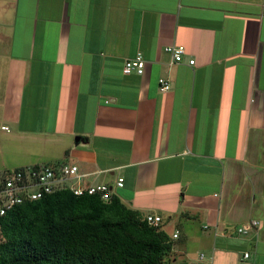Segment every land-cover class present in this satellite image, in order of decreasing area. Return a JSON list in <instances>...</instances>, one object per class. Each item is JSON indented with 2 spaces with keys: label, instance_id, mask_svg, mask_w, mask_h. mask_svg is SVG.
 I'll use <instances>...</instances> for the list:
<instances>
[{
  "label": "crops",
  "instance_id": "0c3cea01",
  "mask_svg": "<svg viewBox=\"0 0 264 264\" xmlns=\"http://www.w3.org/2000/svg\"><path fill=\"white\" fill-rule=\"evenodd\" d=\"M63 161L177 230L167 264H264V0H0V171Z\"/></svg>",
  "mask_w": 264,
  "mask_h": 264
},
{
  "label": "trees",
  "instance_id": "16d2710c",
  "mask_svg": "<svg viewBox=\"0 0 264 264\" xmlns=\"http://www.w3.org/2000/svg\"><path fill=\"white\" fill-rule=\"evenodd\" d=\"M171 238L116 195L65 187L0 218V264H167Z\"/></svg>",
  "mask_w": 264,
  "mask_h": 264
},
{
  "label": "built area",
  "instance_id": "2783aa9c",
  "mask_svg": "<svg viewBox=\"0 0 264 264\" xmlns=\"http://www.w3.org/2000/svg\"><path fill=\"white\" fill-rule=\"evenodd\" d=\"M164 50L170 55L171 62L178 63L182 61L186 53L183 45L170 44L164 47ZM194 59L188 60L189 65L194 64ZM145 68L143 55L137 51L134 56L128 57L124 60L122 66L123 74H137L142 75ZM159 89L163 92L170 89L169 81L165 78H159ZM8 130L7 126L1 127ZM78 172V167L70 162H53L43 163L30 167H20L15 169L0 171V218L12 207L24 201H31L39 199L47 194H50L61 188H69L73 194L82 195H98L103 201H108L112 196L111 187L108 184L98 183L87 185L84 187L69 186L66 184L67 180L75 177ZM117 186L123 185V178H119L116 182ZM146 223L151 226H159L161 217L155 214H146L143 216ZM255 226L257 221H251ZM238 232H246V227H238ZM176 230L172 234V238L178 237ZM248 253H244L247 257ZM203 253L199 254V259L202 260Z\"/></svg>",
  "mask_w": 264,
  "mask_h": 264
},
{
  "label": "rangeland",
  "instance_id": "374dc122",
  "mask_svg": "<svg viewBox=\"0 0 264 264\" xmlns=\"http://www.w3.org/2000/svg\"><path fill=\"white\" fill-rule=\"evenodd\" d=\"M33 151L36 152V153H38L39 155H42V154H46V155L47 154H51L48 151H45L44 149L38 150V149L35 148V149H33ZM53 154H58V153L53 152ZM6 158L7 159H14L15 157H9V156H7ZM14 160H16V159H14Z\"/></svg>",
  "mask_w": 264,
  "mask_h": 264
}]
</instances>
